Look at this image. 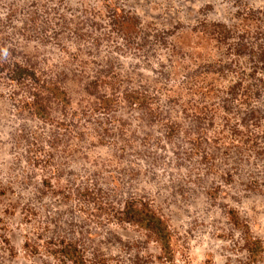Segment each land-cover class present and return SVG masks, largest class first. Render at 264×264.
Here are the masks:
<instances>
[{
	"label": "rangeland",
	"instance_id": "obj_1",
	"mask_svg": "<svg viewBox=\"0 0 264 264\" xmlns=\"http://www.w3.org/2000/svg\"><path fill=\"white\" fill-rule=\"evenodd\" d=\"M218 25L261 32L264 0H0V58L30 61L70 100L40 119L0 71V264H60L68 244L87 264H165L150 234L114 222L131 197L167 223L166 264H264L228 214L264 248V144L221 109L233 78L197 74L235 61ZM109 67L121 89L153 94L160 118L123 103L92 113L85 86Z\"/></svg>",
	"mask_w": 264,
	"mask_h": 264
},
{
	"label": "trees",
	"instance_id": "obj_2",
	"mask_svg": "<svg viewBox=\"0 0 264 264\" xmlns=\"http://www.w3.org/2000/svg\"><path fill=\"white\" fill-rule=\"evenodd\" d=\"M107 6L111 7L110 5ZM117 12L119 10H116L115 14L111 16V22L113 21V25L121 31L125 26H128L130 19L126 15H116ZM216 27L218 29L214 31L215 36H218L216 41L228 47L229 54L235 61L208 63L200 67L197 74L223 75L233 78V84L229 86L226 92V99L222 101L221 109L225 114H233L239 118L237 129L241 127V130H245L242 135L248 139L257 133L255 138L264 144V26L259 29H262L261 32L252 35H237L233 27L225 25ZM0 61V71L5 72L8 81L26 86L29 93L27 105L35 116L40 119H50V110L47 109L48 103L60 106L64 110L70 108L68 95L57 80L44 75L30 61L1 58ZM120 83L118 75L112 67L96 74L85 86L86 94L93 98L92 113L107 115L115 112L123 103L131 109L147 114L154 120L160 118L159 102L153 100V94L141 93L134 89H121ZM206 118L207 116L204 114L194 117L197 123L206 122ZM169 129L174 131V127ZM237 129L235 130L236 133L238 132ZM197 134L207 135L205 131L201 132L199 129H194L193 132L185 135L193 138ZM202 140L206 141V138L204 137ZM256 152L257 155H264V152ZM228 214L234 226L244 231L245 249L249 257L254 258L255 255L264 253L261 242L249 235L247 225L239 222L235 212L230 211ZM113 220L118 225L137 227L150 234L160 246L161 258L166 263L172 261L170 229L148 202L133 197L127 199L123 207L115 211ZM55 255L60 260V264H87L78 247L69 244L57 251Z\"/></svg>",
	"mask_w": 264,
	"mask_h": 264
},
{
	"label": "clouds",
	"instance_id": "obj_3",
	"mask_svg": "<svg viewBox=\"0 0 264 264\" xmlns=\"http://www.w3.org/2000/svg\"><path fill=\"white\" fill-rule=\"evenodd\" d=\"M3 52L5 55H7V49H4Z\"/></svg>",
	"mask_w": 264,
	"mask_h": 264
}]
</instances>
